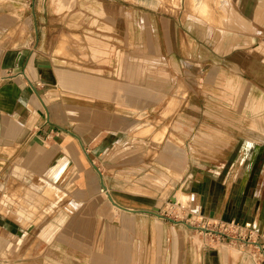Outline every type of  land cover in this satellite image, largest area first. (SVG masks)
Masks as SVG:
<instances>
[{
	"label": "crops",
	"instance_id": "0c3cea01",
	"mask_svg": "<svg viewBox=\"0 0 264 264\" xmlns=\"http://www.w3.org/2000/svg\"><path fill=\"white\" fill-rule=\"evenodd\" d=\"M6 1L0 0V178L5 182L15 177L26 185L47 175L57 183L83 181L72 171L86 163L84 147L102 157L116 147L118 140L125 143L137 121L153 116L177 93L183 81L193 80L196 65L202 68L209 85L217 82L226 91L233 86L236 99L249 94L251 110L256 114L264 111V104H258L264 100V92L261 97L259 94L258 78L238 77L227 82L225 77L227 50L240 52L236 59H241L243 49L250 48L254 68L253 52L259 51L262 45L258 38L264 36V0L220 2L234 6L235 12L219 10L216 20L222 21L225 28L219 25L218 29L206 24L209 14L188 21L186 26L178 17H165L151 7L160 0H90L89 4L84 0H59L57 9L61 13L52 15L53 21L46 20L44 0ZM203 2L210 11L208 0H189L193 8ZM29 4L38 10L37 28L35 17L29 18L20 9L16 11L22 13L21 18L9 21L12 11L8 8ZM22 21L31 41L35 29L38 31L37 45L4 44L5 28ZM85 21L93 26L85 27ZM63 37L73 41L64 51L59 44ZM242 66L240 61L236 68ZM217 72L216 80L210 77ZM243 85L250 88L243 91ZM258 128L252 130L251 139L238 138L235 146L247 149L243 156L234 152L225 159L209 161L202 157L194 162L201 166L196 169L193 192L199 211L208 210L211 218L228 221L245 217L264 172V131ZM166 135L168 138L169 133ZM169 162L174 165V161ZM213 164L216 166H205ZM54 182L43 179L36 188L62 193ZM70 193L78 196L77 190ZM188 196L191 204L193 197ZM112 204L116 210L139 213ZM19 215L25 217V212ZM4 219L0 218V224L8 231L11 225ZM138 222L134 227L142 236L130 237L134 227L121 221L116 224L122 223L120 229L126 230L127 236L117 237L115 234L120 232H111L110 237H86L93 240L86 244L81 223L65 217L51 222L45 228L48 232H42V240H28L25 251L20 252V242L11 243L8 258L12 264H171L172 258H163L158 238L153 243L154 253H147L152 243L145 236L146 225ZM13 232L12 236L29 234L18 229ZM0 241L2 254L9 241L5 237ZM214 261L220 264L219 254ZM186 264H190L188 259Z\"/></svg>",
	"mask_w": 264,
	"mask_h": 264
},
{
	"label": "rangeland",
	"instance_id": "374dc122",
	"mask_svg": "<svg viewBox=\"0 0 264 264\" xmlns=\"http://www.w3.org/2000/svg\"><path fill=\"white\" fill-rule=\"evenodd\" d=\"M223 1L208 0L211 4L207 17L210 18L206 24L214 29H218L219 25L225 28L222 21L216 20L219 10L226 12L227 8L235 12L234 6L220 4ZM44 2L47 21L52 15L61 13L57 9L59 0ZM89 2L90 0H84V3ZM30 4L8 8L12 11L9 21L21 18L22 13L16 11L20 9L22 12L25 11L29 18L35 17L37 28V21L40 20L38 10ZM204 6L205 2L200 7ZM151 7L161 11L165 17H178L184 26L190 20L198 21L200 15L205 14V12L201 14L197 5L198 11H195L189 0H160V4ZM50 19L53 21V18ZM229 24L227 21V28ZM32 25L33 21L31 28ZM84 25L91 28L93 23L85 21ZM28 35L27 25L22 21L13 27L5 28L3 43L11 46L37 45L38 31L35 29L33 41ZM16 38H19V41ZM258 39L262 46L259 51L253 52L255 59L253 69L250 48L243 49L241 59H236L240 52L227 50L225 77L227 82H233L238 77L247 80L251 77L258 78L261 97L264 92V36ZM227 40L229 41V37ZM59 44L63 48L60 50L64 51L66 47L73 45V41L69 37H63ZM240 61L243 66L238 69L236 65ZM193 76V80H189L188 83L183 81L177 93L173 94L153 116L137 121L135 127L133 126L126 135L125 143L118 140L116 147L111 148L102 157L96 156L90 147H84L86 163L72 171L78 174L77 178L82 176L83 181L57 183L50 180L47 175L37 177L26 185L20 184L15 177L5 182L3 188L0 187V197L3 200V205L0 204V218H6L11 226H7L9 230L6 231L0 224V237H5L9 241L8 246L1 251L0 264H12L8 258L11 243L20 242V252L25 251L33 237L38 241L42 240V232L49 230L45 228L50 226L51 222L65 217H71L81 223L82 241L86 244L93 242L86 237L90 239L110 237L111 232H120L115 234L117 237L127 236L124 234L126 230L120 229L122 223H116L127 221L134 227L138 226L137 223L140 221L146 225L145 236L152 243L148 246L147 253H154L153 243L158 238L163 258H172V261H169L171 264H186L187 259L190 264H218L214 261L218 259V254L220 264H224V259L226 264H264V172L260 174L258 190L253 194L251 206L245 217L239 220L211 218L208 210L206 212L198 210V199L193 194L196 169L201 168L195 166L194 162L202 157L209 161L225 159L234 152L243 156L247 149L235 146L238 138L251 139L252 130L256 131V127H259L260 132L264 131V111L256 114L251 110L252 101L249 94L245 93L242 99H236L233 86L232 89L228 87L226 91L217 82L209 85L210 81L205 79L206 76L198 65ZM210 77L216 80L218 72L216 76ZM245 88L249 89L250 86L243 85V91ZM220 97L223 99H219ZM258 104L262 107L264 100H259ZM166 133H169L168 138ZM222 144L225 146L222 147ZM169 160L174 161V165L170 164ZM205 166L214 167L216 164ZM43 179L54 182L62 193L58 195L46 188L37 189V185L43 184ZM105 187L108 191L103 193L101 190ZM73 190H77V197L70 193ZM79 190L81 192H78ZM110 193L114 195L117 204L139 213L116 210L108 197ZM188 194L193 197L191 204L188 203L190 200ZM5 201L8 204L6 208ZM59 201L60 204L52 207ZM155 208L159 209L162 217L154 213ZM20 211L25 212V217L19 215ZM12 229L29 234H24L26 237L23 234L12 236L15 234ZM128 235L142 236L135 227ZM20 237H23L22 241Z\"/></svg>",
	"mask_w": 264,
	"mask_h": 264
},
{
	"label": "bare ground",
	"instance_id": "6f19581e",
	"mask_svg": "<svg viewBox=\"0 0 264 264\" xmlns=\"http://www.w3.org/2000/svg\"><path fill=\"white\" fill-rule=\"evenodd\" d=\"M199 7H200V6H199ZM206 8H207V5H206V4H205V6H204L203 8L200 7V10H201L200 12H201V14H202V13L204 14V12H205V14L207 13V9H208V8H207V9H206ZM194 10H195V11H198V7L195 6ZM205 10H206V11H205ZM207 14H208V13H207ZM101 191H102L103 193H105L106 191H108V189H107V187H105V189L102 188ZM111 197H112V196L109 195V198H110V200L112 201ZM112 202H113V201H112ZM113 203H114V202H113ZM114 204H115V203H114ZM115 205H116V204H115Z\"/></svg>",
	"mask_w": 264,
	"mask_h": 264
},
{
	"label": "water",
	"instance_id": "95a60500",
	"mask_svg": "<svg viewBox=\"0 0 264 264\" xmlns=\"http://www.w3.org/2000/svg\"><path fill=\"white\" fill-rule=\"evenodd\" d=\"M111 199H112V201H113V198L111 197ZM114 202V201H113ZM115 203V202H114ZM116 204V203H115ZM117 205V204H116ZM154 213H156V215L157 216H159V217H162V215L159 213V209L158 208H155L154 209ZM171 222H173V223H176V221H174V220H171V219H169ZM202 229V228H201ZM202 230H205V231H208V229H202Z\"/></svg>",
	"mask_w": 264,
	"mask_h": 264
},
{
	"label": "built area",
	"instance_id": "2783aa9c",
	"mask_svg": "<svg viewBox=\"0 0 264 264\" xmlns=\"http://www.w3.org/2000/svg\"><path fill=\"white\" fill-rule=\"evenodd\" d=\"M4 185H5V181H3L2 178H0V187L3 188L2 186H4ZM0 196H1V192H0ZM2 201L3 200H1V197H0V204L1 205H3ZM0 248H1V241H0Z\"/></svg>",
	"mask_w": 264,
	"mask_h": 264
}]
</instances>
